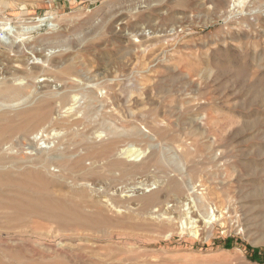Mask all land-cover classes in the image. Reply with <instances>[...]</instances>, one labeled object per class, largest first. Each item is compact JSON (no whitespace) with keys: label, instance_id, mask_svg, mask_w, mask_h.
<instances>
[{"label":"rangeland","instance_id":"rangeland-1","mask_svg":"<svg viewBox=\"0 0 264 264\" xmlns=\"http://www.w3.org/2000/svg\"><path fill=\"white\" fill-rule=\"evenodd\" d=\"M0 22V135L16 127L0 157L86 138L107 177L65 225L8 209L18 188L0 186V264H264V0H0ZM37 108L48 123L18 130ZM173 179L182 193L141 203Z\"/></svg>","mask_w":264,"mask_h":264},{"label":"bare ground","instance_id":"bare-ground-1","mask_svg":"<svg viewBox=\"0 0 264 264\" xmlns=\"http://www.w3.org/2000/svg\"><path fill=\"white\" fill-rule=\"evenodd\" d=\"M29 15H30L29 12L24 10L21 13L20 17H27ZM30 22H31V20H30ZM30 22H28V23H30ZM40 23H41L40 25H32V26L24 27V28L27 30H33V29L41 26L44 22L40 21ZM9 25H11V23L0 22V32L6 34L8 32L7 30L10 29L9 27H11ZM50 52H53V51H50ZM50 52H48V53L50 54ZM55 53H56V51L53 52L52 54H55ZM43 65H45V62H43ZM104 70H107V69L105 68ZM57 72H59V71H57ZM3 74H4V72H3ZM40 79H43V78H40ZM44 81L46 82V79L41 80V82H44ZM41 87H43V86H41ZM60 87H61V85H60ZM7 93H8L7 90L0 89V95H2V96L8 95ZM12 94H15V93H12ZM25 101L26 100H22V102H25ZM18 105L19 104L13 105L12 107L14 108L15 106H18ZM44 107H46V106H44ZM86 109H88V108H86ZM23 117H24L23 118L24 126L22 128H19L18 130H20V131L26 130L27 131L29 129L28 125L31 123L35 124V125H33V127L31 129L36 130L40 126L46 125V123H48V120L51 117V113H50V111H47L45 109L37 108L35 110H31V111L24 113ZM72 118H74V117H72ZM0 119L2 121H5L8 118H7V116L3 115ZM10 120H12V119H10ZM6 122L7 121H5V123ZM15 128L13 126H11L10 124H7V126L4 127V129H3L4 134L0 135V152L2 150L5 152L14 151V149L11 150V147H12L11 145L6 146V144H7L6 142L8 141L7 137H10L14 133H16ZM29 131H31V130L29 129ZM43 132H44V129L38 131V133L34 135L33 139L38 140L39 135H41ZM133 134L134 133H132V135ZM136 134H138V133H136ZM130 135H131V132L129 133V136ZM39 141L44 142V143L43 144H37V147L32 143L31 147H30V148H32V151H35L36 153L35 154H27L29 156L26 157V159H22V161H19L20 159L17 158V154L15 155L14 153H11V154L7 153L8 156L6 155L5 157H0V186L6 185L8 187H13V188L17 187L18 188V190L16 192H14V193L11 192V194L13 196H11L9 199L7 198V208L14 210L15 213L19 211V214L22 213L25 215V217L35 215V216L42 217L43 219L47 220V222L48 221L49 222L54 221V222L62 224V225L70 223V220H74L75 217H79L81 215L86 216V218H88L87 215H83V213L85 211L84 209L86 208V205H89V204L95 205L96 204V202L90 203V201H88L89 199H91V197L88 199V195H87L88 194L87 193L88 187L91 186V187L96 189L98 187V185H100V184L102 185V183H104L107 179L106 175H103L100 172L96 171L97 167H96V169L95 168L87 169L86 166L84 165V162L88 158H91L92 156L95 157V155H96L95 150L94 151L91 150L92 152L89 151L92 147L88 145L89 143H85L86 138H83L81 140V144L78 146L74 145V144H76V142L72 138V136H66V137L59 138L57 144H55V145L52 144V142H50V141H45L42 139ZM51 144L54 145L53 148L50 147ZM41 145H47L49 148L47 146L42 147ZM81 147L88 150V152L86 154H82V153L78 154L79 153L78 150ZM107 149L108 148L106 147L104 149V151L101 153L105 154L108 151ZM119 154L120 155H126V157H128V158H131L134 156V158H132V160H130V161H136L137 162V161H139L138 159L143 154V151L137 150V149L126 148V149H121V151H119ZM100 156L102 157V155H100ZM121 166H122L121 162H118V161L113 162L111 164L112 168H120ZM52 168H53V170L57 169V171L56 170H55L56 172L52 171L51 170ZM122 174L124 177L132 176L131 171L130 172L123 171ZM182 186L183 185L179 182V180L173 179L166 186H164L163 188H160L157 191L153 192V190H155L157 188H153L150 190L146 189L145 193H150V194H146V195L143 194L145 196H143L140 201L145 206L153 207L151 205H155L159 202H162V199H164V198L166 199L169 196H173L177 193H182ZM93 193H94V191H93ZM102 194H103V192H102ZM106 201H108V200H106ZM100 202H99V204H100ZM106 205H108V202ZM72 209H74L73 210L74 212H72ZM19 214H16L14 216V219L11 220V222L17 223L18 220H20V219L22 220V218L20 217ZM164 215H165V213L163 214V217H164ZM168 219H170V218H168ZM211 219H212V221L217 220V218L214 216V214L212 215ZM211 219L207 223L211 224L212 223ZM186 220H184V221L186 222ZM190 221L191 222L187 221L184 224H185L187 229L194 230L193 231L194 235L197 236L198 231H196L197 227H195V225H194L195 220L192 221V218H191ZM81 224L84 227L90 226L89 223L88 224L87 223H81ZM34 226H35V224H34ZM67 250H68V248H67ZM71 252H73V251H71Z\"/></svg>","mask_w":264,"mask_h":264},{"label":"built area","instance_id":"built-area-1","mask_svg":"<svg viewBox=\"0 0 264 264\" xmlns=\"http://www.w3.org/2000/svg\"><path fill=\"white\" fill-rule=\"evenodd\" d=\"M45 20V21H44ZM39 22L40 23V21H43L44 23L43 24H45V25H48V27L50 28V29H52L53 27H55V18L52 16V15H48V16H46L45 18H42V19H40V18H36L35 20H33V22ZM41 24V23H40ZM39 24V25H40ZM42 24V25H43ZM41 25V26H42ZM3 38V35H0V41H2L1 39Z\"/></svg>","mask_w":264,"mask_h":264}]
</instances>
